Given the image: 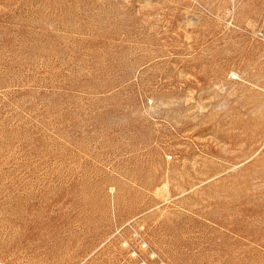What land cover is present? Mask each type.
Wrapping results in <instances>:
<instances>
[{"label":"rangeland","instance_id":"1","mask_svg":"<svg viewBox=\"0 0 264 264\" xmlns=\"http://www.w3.org/2000/svg\"><path fill=\"white\" fill-rule=\"evenodd\" d=\"M0 264H264V0H0Z\"/></svg>","mask_w":264,"mask_h":264}]
</instances>
